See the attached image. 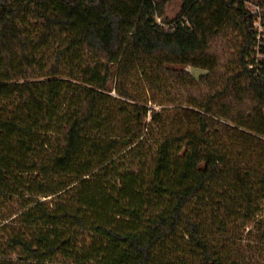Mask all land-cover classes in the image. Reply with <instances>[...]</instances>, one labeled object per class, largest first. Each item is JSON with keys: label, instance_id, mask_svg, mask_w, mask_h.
<instances>
[{"label": "trees", "instance_id": "16d2710c", "mask_svg": "<svg viewBox=\"0 0 264 264\" xmlns=\"http://www.w3.org/2000/svg\"><path fill=\"white\" fill-rule=\"evenodd\" d=\"M169 1L0 0V264H264V30Z\"/></svg>", "mask_w": 264, "mask_h": 264}, {"label": "rangeland", "instance_id": "374dc122", "mask_svg": "<svg viewBox=\"0 0 264 264\" xmlns=\"http://www.w3.org/2000/svg\"><path fill=\"white\" fill-rule=\"evenodd\" d=\"M244 1L248 5H251L254 4L257 0H244ZM180 6H181V0H170L165 5V14L169 18H172L179 11ZM237 39L240 40L241 38L237 37ZM187 69L190 70L196 77H199L201 74L206 73V71L202 69H197L192 67H188Z\"/></svg>", "mask_w": 264, "mask_h": 264}, {"label": "built area", "instance_id": "2783aa9c", "mask_svg": "<svg viewBox=\"0 0 264 264\" xmlns=\"http://www.w3.org/2000/svg\"><path fill=\"white\" fill-rule=\"evenodd\" d=\"M261 3L253 4L252 5V11L253 14L257 16V21L255 25L258 27L259 32H262L264 30V11L261 5L264 3V0L260 1Z\"/></svg>", "mask_w": 264, "mask_h": 264}]
</instances>
